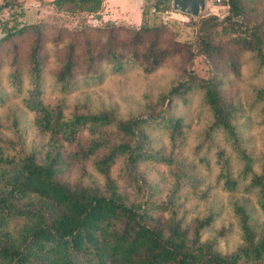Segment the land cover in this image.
Wrapping results in <instances>:
<instances>
[{"label": "trees", "instance_id": "obj_1", "mask_svg": "<svg viewBox=\"0 0 264 264\" xmlns=\"http://www.w3.org/2000/svg\"><path fill=\"white\" fill-rule=\"evenodd\" d=\"M102 2L39 1L94 14ZM221 3L228 5L222 16L192 18L184 39L170 36L169 28L179 33L176 20L155 21L170 0L141 8L137 27L98 16V25L58 27L54 35L48 22L18 21L20 0L5 3L12 9L0 24V107L15 126L17 108L7 102L20 97L38 114L33 125L48 136L46 150L26 146L18 133L15 140L0 136V264H264V222L251 216L255 207L264 214V152L246 143L249 119L224 93L225 78L239 75L243 55L253 63V77L264 75V0ZM194 56L206 62L205 78L186 69ZM170 61L185 64L144 117L123 118L108 108L77 111L76 105L65 111L40 99L46 78L64 93L103 65L149 74ZM253 91L249 106L264 115V84ZM193 93L204 124L188 148L191 131L174 109ZM79 134L85 144L66 153L63 142ZM159 141L164 147H156ZM68 158L89 161L95 177L67 179ZM143 163L163 166L165 178L161 188L147 185L144 198ZM162 192L166 198L158 200ZM215 194L227 197L230 216L216 228L219 213L208 203ZM234 229L236 244L221 246Z\"/></svg>", "mask_w": 264, "mask_h": 264}, {"label": "rangeland", "instance_id": "obj_2", "mask_svg": "<svg viewBox=\"0 0 264 264\" xmlns=\"http://www.w3.org/2000/svg\"><path fill=\"white\" fill-rule=\"evenodd\" d=\"M19 1V0H17ZM155 0H110L108 3L111 12H106L107 16L114 21L115 24L124 26H133L134 23L141 21V11L144 7L151 6ZM171 4V0H170ZM23 12L20 16V23L42 21L51 24L52 29L50 35L56 34V28L65 27L72 30L80 27L86 23L88 25H98V17L94 13H87L82 11L65 12L54 9L51 5H41L39 9L25 8L21 6ZM109 9V8H108ZM7 11V10H5ZM0 11V19L8 17L9 11ZM109 11V10H108ZM208 14L204 6V10L200 14ZM199 14V15H200ZM106 16V17H107ZM191 16L174 12L170 8L165 10L162 14H158L155 21H166L167 19H174L179 25V33L169 28L170 36H176L184 39L191 34L188 29L192 26ZM102 20V19H101ZM151 15H148V21H151ZM1 21V20H0ZM181 26V27H180ZM1 35V33H0ZM28 42V37L24 39ZM182 61L168 62L161 68L149 74H143L139 68L129 67L122 71L113 72L108 66L103 65L91 80L85 83L79 80L74 86L66 92H60L50 86L49 78H46V83L43 87V92L40 97L42 103H49L51 107L61 105L65 111H69L74 105L77 111H92L98 112L101 109H114L117 115L123 118H130L134 116L144 117L149 111L154 108L159 96L164 94L172 82L178 77L179 69L184 66ZM186 69L195 74L197 77L205 78L208 75L207 65L201 56H194L190 65ZM253 63L248 59L247 55H243L240 60L239 75H228L225 78L224 93L232 98L239 106L244 117L248 118V126L243 129V135L248 145L253 146L256 153L264 152V115L253 108H250V101L254 95V89L261 87L264 84V75L252 76ZM76 80L81 76L77 75ZM2 85L6 86V79L1 78ZM28 96L29 91H24ZM198 94L193 93L186 105H177L174 109L175 113H180L191 131L188 137V148L198 142L200 131L204 124L202 115L198 114L197 101ZM21 98H10L8 105L12 104L17 108L15 126H12L11 119L7 116V107H0V136L5 140H15L16 134H20L21 140L26 146L37 144L46 150L47 134L41 132L37 125H33L32 119L38 114H33L23 106L20 102ZM258 113V114H257ZM242 119V117H241ZM160 135L159 130L153 132V137ZM87 138L84 134L77 135L71 143L63 142V148L66 153L77 151L79 145H84ZM156 147H164V143L159 141ZM73 158H68V169L64 172V176L73 180L81 177L83 181L90 180L95 177L92 170L91 163L87 160L69 161ZM142 170L143 178L146 184L143 186V198L148 189L147 185L155 184L162 187L165 184V178L161 173L164 167L155 165L153 163H143L139 166ZM158 200L165 199V194L160 193ZM237 196V195H236ZM235 197V196H234ZM211 204L214 211H218L219 217L214 224V228L218 227L220 223H227L230 219L228 214V199L226 196L213 195L208 202ZM207 203L195 207V210L204 208ZM193 204L191 205V207ZM251 216L255 221L264 222V214L256 207L252 208ZM209 232L204 233V236L209 235ZM238 233L234 229L231 235L224 241H221V246L231 247L238 241Z\"/></svg>", "mask_w": 264, "mask_h": 264}, {"label": "water", "instance_id": "obj_3", "mask_svg": "<svg viewBox=\"0 0 264 264\" xmlns=\"http://www.w3.org/2000/svg\"><path fill=\"white\" fill-rule=\"evenodd\" d=\"M170 5L174 12L197 17L204 10L205 0H171Z\"/></svg>", "mask_w": 264, "mask_h": 264}, {"label": "built area", "instance_id": "obj_4", "mask_svg": "<svg viewBox=\"0 0 264 264\" xmlns=\"http://www.w3.org/2000/svg\"><path fill=\"white\" fill-rule=\"evenodd\" d=\"M9 0H0V11H5V12H10L11 11V7H9L8 5L6 6L5 3H8ZM205 8L207 9V13L208 14H213L216 15L218 17L222 16L227 8L228 5L227 4H223L221 3V0H205ZM10 16L0 19V24L1 22H3L4 20L8 19ZM1 18V17H0ZM18 21L20 22V18H18Z\"/></svg>", "mask_w": 264, "mask_h": 264}, {"label": "crops", "instance_id": "obj_5", "mask_svg": "<svg viewBox=\"0 0 264 264\" xmlns=\"http://www.w3.org/2000/svg\"><path fill=\"white\" fill-rule=\"evenodd\" d=\"M21 3H22V6L25 7V8H33V9H39L41 7L39 1H45V2H48V1H51V0H20ZM110 2V0H103L102 2V9L100 11V13H98V16L101 17L102 20H112L110 17L107 16L106 12H111L112 14V11H110V8L113 6L111 5V7H109L108 3ZM109 8V9H108ZM109 10V11H108ZM140 11H141V7H140ZM107 16V17H106ZM141 20H142V16H141ZM141 22V21H140ZM139 22V23H140ZM139 23H134L133 22V25L136 26L138 25Z\"/></svg>", "mask_w": 264, "mask_h": 264}]
</instances>
